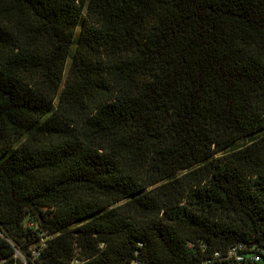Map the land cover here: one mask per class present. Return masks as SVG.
I'll return each instance as SVG.
<instances>
[{
	"label": "trees",
	"instance_id": "1",
	"mask_svg": "<svg viewBox=\"0 0 264 264\" xmlns=\"http://www.w3.org/2000/svg\"><path fill=\"white\" fill-rule=\"evenodd\" d=\"M264 248V0H0V264H241Z\"/></svg>",
	"mask_w": 264,
	"mask_h": 264
},
{
	"label": "built area",
	"instance_id": "2",
	"mask_svg": "<svg viewBox=\"0 0 264 264\" xmlns=\"http://www.w3.org/2000/svg\"><path fill=\"white\" fill-rule=\"evenodd\" d=\"M243 245L241 243H236L231 245L222 259H233L237 263L241 264H264V248L263 249H252L248 253H243ZM212 258H208L202 261V264H211V261L220 258V253L215 251ZM71 264H82L81 260H74ZM130 264H137L136 262H131Z\"/></svg>",
	"mask_w": 264,
	"mask_h": 264
}]
</instances>
